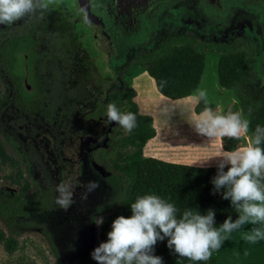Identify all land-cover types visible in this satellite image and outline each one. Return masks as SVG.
I'll return each mask as SVG.
<instances>
[{
    "label": "trees",
    "instance_id": "16d2710c",
    "mask_svg": "<svg viewBox=\"0 0 264 264\" xmlns=\"http://www.w3.org/2000/svg\"><path fill=\"white\" fill-rule=\"evenodd\" d=\"M87 31L86 23L74 20L53 0L46 9L31 14L24 24H7L0 28V80L5 90H15L24 106L41 111L43 120L55 124L39 133L54 139L52 147H58L60 142L69 144L78 136L96 133L97 125L94 127L93 124H96L97 117L106 115L109 103L116 104L121 112L136 115L137 127L130 134L125 132L116 137L119 133L116 132L105 142L107 152H113V157L107 159L112 172L104 178L110 195L95 210V214H101L103 219L98 226L99 243L107 240L116 217L131 216V203L137 197L149 194L172 203L178 210V218L185 209L201 215L213 209L215 223L223 222L229 216L235 221L239 213L230 200L222 198L226 189L216 192L212 184L217 166L195 167L142 156L143 146L155 136L151 117L138 114L132 100L135 92L129 83H124L119 90L105 91L109 77L100 73L94 64L93 50L87 47V40L91 46L90 32ZM195 44L196 38L191 34L165 35L156 41L154 47H143L133 58L152 79L159 96L171 101L181 100L200 87L206 58L204 53L195 50ZM205 47L216 52V82L237 100L238 106L235 104L233 109L239 107L244 118L251 121L248 133L251 136L257 125L264 127V89L257 91L253 88V70L247 54L252 47L236 41L205 44ZM24 77L30 91L23 84ZM162 82L166 83L162 85ZM4 99L5 93L0 86V111L7 106ZM205 107L214 109L213 104L206 105L201 100L195 103L192 111L197 115ZM0 135L7 137L1 127ZM220 140L223 151L233 152L241 138L220 137ZM260 147L264 148V143ZM54 152L60 153L59 150ZM20 156L23 158V154ZM97 156L102 157V152ZM0 164L17 166V162L5 152L1 139ZM102 166L106 168V164ZM4 179L18 186L16 193L0 190V222L6 230L0 229V243L6 253H12L22 231L37 227L26 219L57 208L56 193L50 177H44L45 186L32 194L28 193L30 184L27 181L19 185L21 174L18 171ZM153 254L161 257L163 264H206V261L179 257L167 247V238L156 243Z\"/></svg>",
    "mask_w": 264,
    "mask_h": 264
},
{
    "label": "rangeland",
    "instance_id": "374dc122",
    "mask_svg": "<svg viewBox=\"0 0 264 264\" xmlns=\"http://www.w3.org/2000/svg\"><path fill=\"white\" fill-rule=\"evenodd\" d=\"M56 1L65 11L73 14L77 18H82L86 23H88L93 16L92 12L94 10L90 5V0ZM113 1L117 7V17H125V15L132 14V11L128 8V2L130 0ZM176 2L168 7H159L158 10L154 12L155 14L150 15V18L145 20L139 18L137 25L132 26L129 30L126 28L123 29L119 24H113L108 21L104 18V15H106L105 11L100 10L99 15L103 18L102 22L104 23L100 22L101 20L98 19L99 23L101 26L105 24L103 28L109 31L108 33L103 30V34L105 33L107 37L106 48H104V52L101 54L94 49L92 44L90 46V41L88 40L87 47H89V49L93 48V53L91 55L94 58L93 61L98 71L100 73L102 72L104 75L107 73L110 77V80L105 85V89L119 90L124 83H129L130 86L132 83H135L136 85L133 84L131 87H133L132 89L136 94L139 96L143 95L157 98L152 79L146 75L143 66L136 63L132 55L136 52L141 53L143 47H154L157 39L162 36L168 34L177 36L188 28L196 38L195 50L204 53L206 58L205 69L201 75L200 87L198 89L204 90L207 93V97L210 99L209 102L214 105L213 110L216 113L227 114L229 111H240L239 107H237V110L233 109V106L235 104L237 105V100L231 95H228L224 89L216 84L214 64L217 59V54L215 51L206 49L205 47V44H215L224 41L220 36V31L222 29V23L225 26V21L221 19L222 16L220 15L219 20L222 23H219L215 28H211L208 25L209 28L206 26L198 27L195 23L194 26L190 27L185 23L184 16L180 18L181 15L178 13L180 8L175 9V11L172 10L174 5H178ZM196 10L201 11L198 7H196ZM256 13L257 15L255 16H257V19H255L254 22L259 23L261 19L259 15L260 12L256 11ZM199 17H203V15L199 13ZM199 17L198 21L200 22ZM25 18L26 17L13 24L24 22ZM177 19L183 21L184 24ZM211 22L214 26L217 20L215 19V22L211 20ZM6 25L7 24H0V28ZM244 28H246V26ZM253 29L254 28H249L247 31H249L250 34L245 31L246 35H241L240 38H246L252 44V51H246L250 56V66L253 70V88L258 91L264 89V39L263 42H260L259 37L254 35ZM262 36L264 37V33ZM103 58L106 63L107 71L103 66ZM0 81L2 91L5 93L4 103L7 104L4 109L6 112L5 115L8 116L14 110L13 107H9L11 93L10 90H5L3 88V81ZM193 95L185 100L186 103L177 105H173V101L161 99L162 102H166L161 106L164 104L167 105L165 107L163 106V109L161 108V111L155 114V118L158 119L157 127L164 130L162 129L161 122L169 126L181 127L179 130L172 132V134H179V136L175 139H170L171 141H166V139L163 138L161 141L157 142V144L148 145L145 149L146 153L165 156L167 158L181 159L192 155L193 151H195L199 145H207L210 142L208 137L198 135L193 128V122L202 119V117L196 116L192 108L190 109L189 107L190 103L195 102L192 100ZM15 106H17L19 110L23 108L20 103L15 104ZM143 108L148 109L146 106H143ZM3 121L4 120H2L0 127L7 137L0 135V139L5 152L11 158L17 160V166L13 168L8 164H0V190L8 194L18 191V186L9 184V182L4 179L5 176H14L18 171L21 174L19 185L21 186L24 181H27L30 184L28 193H35L39 188L42 189L45 186L44 176H40L38 172L32 171L31 167L25 165L27 161L18 158L13 152L10 144L18 143L11 131L12 129H9L8 125L3 123ZM96 123L99 126V130H102L100 133L103 139L100 140L97 137V145L85 150L88 160L90 161V166H92V170L97 174V177L87 176L86 179L87 182L95 181L98 184V187L91 191L92 205L104 201L110 195L109 189L105 186L104 178L112 172V167L107 163V159L113 157V152H107L108 147L104 140L109 139V136L112 137L116 132H119L116 137L125 134V131L119 127L117 123H109L107 121V115L101 118L97 117ZM37 147H39V151L41 152V146ZM98 152H102V157L97 156ZM42 155L43 163L50 164L51 158L43 153ZM198 155L196 157H203L200 156L203 155L202 152L198 153ZM63 161L66 163V167H64L65 171L62 176H60L59 171L56 180L53 175L54 170L53 168L51 169L52 177L50 178L56 185L60 182L72 183L77 180L76 170L80 162L77 140L72 141L64 147ZM103 164H106V168L102 166ZM80 167L81 166H79V168ZM70 168L72 171L66 170ZM76 204L75 202L72 205ZM101 216V214L97 215L94 221H92V224L89 225L87 221L88 213H86V211L70 212L67 214V210L59 208L55 211H44L33 215L26 220L33 222L37 227L22 231L17 237V246L12 253H6L0 243V264H97V262L91 258L90 254L93 249L99 245L98 225L95 221L101 218ZM0 229L6 232L1 222Z\"/></svg>",
    "mask_w": 264,
    "mask_h": 264
},
{
    "label": "clouds",
    "instance_id": "9594fccd",
    "mask_svg": "<svg viewBox=\"0 0 264 264\" xmlns=\"http://www.w3.org/2000/svg\"><path fill=\"white\" fill-rule=\"evenodd\" d=\"M51 2L0 0V24H13L38 9H46ZM192 100L197 103L203 100L207 105V93L197 89ZM106 115L109 123L119 124L126 133L130 134L137 127L136 115L121 112L114 103L107 105ZM201 117L192 124L198 135L234 140L248 136L251 121L244 118L242 111L218 114L205 107ZM248 141L242 151L224 152L219 156L217 175L212 179L216 192L226 189L222 198L230 200L239 213L235 221L229 216L219 228L214 227L213 209L206 215L185 209L178 218V210L172 203L155 194L144 195L131 203V216H118L113 220L107 240L93 249L91 258L97 264H163L162 258L153 252L156 243L167 238V247L179 257L206 261L233 232L247 224L264 226V148L260 147L264 143V127L257 125ZM96 187L97 182L89 181L84 185L81 198H86ZM74 189L71 182L55 186V203L59 208L67 210L74 203ZM95 222L99 226L103 219ZM244 239L253 244L264 240V227L251 228Z\"/></svg>",
    "mask_w": 264,
    "mask_h": 264
},
{
    "label": "flooded vegetation",
    "instance_id": "af4514ba",
    "mask_svg": "<svg viewBox=\"0 0 264 264\" xmlns=\"http://www.w3.org/2000/svg\"><path fill=\"white\" fill-rule=\"evenodd\" d=\"M53 1L57 3L56 0ZM90 1H91L90 5L94 10L92 12L93 13L92 15L97 20L98 19L101 20L100 22L103 21V18L99 15V12L100 10H104L106 14L104 15V18H106L108 21L112 22L113 24L121 25L123 29L126 28L127 30L131 29L132 26L137 25L139 18L141 20L150 18V15L155 14L154 12H156L159 7L162 6L168 7L169 5H172L173 3L178 1L176 2L178 3V5H174L172 10L175 11V9L180 8V10H178V13L181 15L180 18L184 16L185 23L188 24L190 27L194 26L195 23V25H197L198 27L206 26L207 28L209 27L215 28L216 26L219 25V23H222L219 20V16L220 15L222 16L221 19L225 21V26L222 23L220 36L223 38L222 40L224 41L212 45L221 44V43L227 44L236 41L252 47V44L246 38H240L241 35H246L245 31H247L249 28L250 29L254 28L253 29L254 35L256 37L257 36L259 37L260 42H263L264 39V37L262 36L264 33V25H261V23L264 22V18H263L264 0H130L128 2L129 3L128 8H130L132 14L125 15V17L124 16L117 17L116 15L117 7L113 0H90ZM196 7H198V9L201 11L196 10ZM61 9L67 15L72 16L74 20L77 19L82 20V18H77L73 14H70L69 12L65 11L62 7ZM256 11L260 12L259 15L261 16V19L259 23L254 22L255 19H257V16H255L257 15ZM199 13L202 14L203 17H199ZM29 16H26L24 22H19L16 23L15 25L14 24H10V25L20 26L27 21ZM198 17L201 23L198 21ZM215 19L217 20V22L213 26L211 20L215 22ZM82 22L86 23L84 20H82ZM179 22H182L184 24V22L181 20H179ZM86 25L90 32L92 46H94V49H96L98 52L102 54L104 52L103 51L104 48H106V43H107V37L105 36V33L103 34V37L100 34H98L94 25L91 23V18L90 21L86 23ZM104 25L102 26V29L105 32L107 31L109 33L108 29L103 28L105 27ZM245 26L246 28H244ZM247 33L250 34L249 31H247ZM181 34H189V35L191 34L192 36H194L191 33V30H189L188 28H186L185 31ZM168 35H172V34H168ZM91 49L93 50V48ZM134 54L132 56H134ZM103 66L105 67L104 69L107 71L104 58H103ZM105 76H108L107 73ZM25 81L26 79L24 77L23 84L26 87V90L30 91L31 89L26 84ZM9 90L11 93V100L9 102L10 105L9 107H13L14 110L10 114L8 113L9 114L8 116H6L5 110L1 109L0 113H4V114H0V116L3 115L2 117H0V126L2 124V120H4L3 123H6L9 129L10 128L12 129L11 131L14 134L15 140L18 143V144L15 143L10 144L13 152L16 154L18 158L21 157L20 154H23L22 159H24V161H27L25 165L31 167L32 171L38 172V175L40 176L52 177L51 169L53 168L54 170L53 175L56 180L59 171H60V176H62L65 171L64 167H66L65 166L66 163L63 161V153H64V147L68 144L65 145V143L63 144L62 142H60L58 147H52L51 142L54 139L51 137L47 138L46 136H43L39 133H41L40 132L41 129L49 128L50 126H54L55 124L48 123L45 120H43V116L40 115L41 111L37 109L32 110L31 107L24 106L19 100L18 96L15 94V90L11 88ZM109 90H110L109 88L105 89V91H109ZM17 103H20V105L23 106V108L20 109L22 111L17 109V106H15V104ZM93 125L94 127L95 125H97L96 133L78 136L76 139L72 140V141L77 140L78 142V157L80 160L78 164V168L76 170L77 180L72 182V184L75 185L73 200L74 203L76 202L77 204L71 205L67 209V214L70 212L75 213L78 211L81 212L86 211V213H88L87 221L89 225L92 224V221H94V218L97 216L95 214L96 207L106 200L105 199L102 202L92 205L91 204L92 192H88L86 198L84 199L81 198L82 193L85 192L84 185L88 183L86 181L87 176L97 177V174L92 170V166H90V161L88 160L87 154L85 153L86 149L92 148L93 146L97 145L98 138L100 140L103 139V137L101 136L102 134L100 133V131L102 130H99L98 124L96 123ZM87 136L91 137L93 140H95V142L94 144L89 143L87 146H83L84 145L83 138ZM72 141H70L69 144ZM106 141L107 140H104V142ZM37 146H41V152L51 158L50 164L43 163V159H42L43 155L39 151V147ZM55 150H59L60 153L56 154L54 152ZM15 161L17 162V160ZM79 166L81 167L79 168ZM66 170L72 171L71 168ZM54 185L56 186V183H54ZM105 186L108 188L106 184ZM57 209H59L58 206L56 209L49 211H55Z\"/></svg>",
    "mask_w": 264,
    "mask_h": 264
},
{
    "label": "crops",
    "instance_id": "0c3cea01",
    "mask_svg": "<svg viewBox=\"0 0 264 264\" xmlns=\"http://www.w3.org/2000/svg\"><path fill=\"white\" fill-rule=\"evenodd\" d=\"M214 74H215V70H214ZM133 84L135 83H132L131 86H133ZM195 93L196 91L193 94ZM156 97L157 98L146 97L143 95L139 96L138 94L135 93V96L132 99L137 106L138 114L139 115L147 114L148 116H150L152 120V126L155 129V136L149 139L142 148V156L158 159L164 162L189 165L195 167L217 166L219 163V156L225 152L221 148V140L219 136H216L215 138H209L210 142L207 145H199L198 148L196 147L197 149L193 151L192 155L186 158L173 159V158H167L165 156L146 153L145 149L150 144L153 145L157 144V142L161 141L163 138H165L166 141L177 138L179 134L178 135L172 134V132L179 130V128H181V127L166 125L161 121L160 122L162 125V129L164 130H161L157 127L156 120L158 119L155 118V114L161 111V108L163 109V106L165 107L167 104L161 106L163 103L166 102H162L161 99L164 98L159 96L157 92H156ZM189 97L181 100H173L172 103L173 105L186 103L185 100H187ZM209 101L210 99L209 97H207V103H210ZM195 103L196 102L189 104L190 109L191 108L193 109ZM143 106L148 107V109H144ZM201 113L197 114L196 116L201 117ZM248 142H249L248 136H242L238 147L234 151H242L247 146ZM201 152L203 153V155L200 156L203 157H196L198 153ZM222 223L223 222L215 223L214 227L219 228V226ZM253 227H264V226L247 224L243 226L240 230L233 232L229 236V238L223 242L220 249L212 252L211 257L208 260H206V264H264V240H260L257 243L253 244L248 242L246 239H244L245 234L248 232V230H250Z\"/></svg>",
    "mask_w": 264,
    "mask_h": 264
},
{
    "label": "water",
    "instance_id": "95a60500",
    "mask_svg": "<svg viewBox=\"0 0 264 264\" xmlns=\"http://www.w3.org/2000/svg\"><path fill=\"white\" fill-rule=\"evenodd\" d=\"M91 23L94 25V27L97 30L98 34H100L102 36L104 31H103L102 26L100 25L99 21L94 16L91 17ZM94 142H95V140H93L89 136L83 138V143H84L83 146H87L89 143H93L94 144Z\"/></svg>",
    "mask_w": 264,
    "mask_h": 264
},
{
    "label": "bare ground",
    "instance_id": "6f19581e",
    "mask_svg": "<svg viewBox=\"0 0 264 264\" xmlns=\"http://www.w3.org/2000/svg\"><path fill=\"white\" fill-rule=\"evenodd\" d=\"M261 25H264V22H262Z\"/></svg>",
    "mask_w": 264,
    "mask_h": 264
}]
</instances>
